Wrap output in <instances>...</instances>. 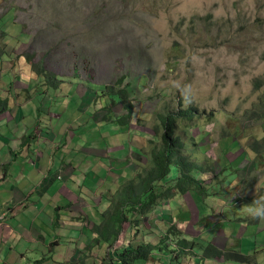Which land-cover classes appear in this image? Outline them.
Masks as SVG:
<instances>
[{
	"label": "rangeland",
	"instance_id": "1",
	"mask_svg": "<svg viewBox=\"0 0 264 264\" xmlns=\"http://www.w3.org/2000/svg\"><path fill=\"white\" fill-rule=\"evenodd\" d=\"M1 25H5V30L0 28V71L3 67V70L10 69L16 57L18 60L25 56L30 58V61L21 59L14 64L13 78L16 83L12 88V96L20 103L23 102L22 106L31 102L29 92L21 86L44 84L46 79L36 71L40 67L58 78L61 82L58 87L63 84L64 94H69L73 88L65 102L61 101V90L57 93L52 90V96L44 100L49 103L51 109L58 110L53 114L55 121L65 122L64 125L58 123L57 132L64 126L75 129H69L73 134L71 146L75 147L83 142L81 146L84 148L79 162L82 157L87 159L82 164L85 169L90 167V171L102 172L104 164L103 176H106L112 163L116 170L112 182H116L114 188L106 185L99 186L93 193L89 190L93 198H98L94 214L97 225L121 221L122 215L112 217L109 221L102 209L108 208L110 199L114 197L116 190H120V185L126 187L131 181L136 182L149 169L150 164H145V157L141 159L142 155L138 154L142 149L146 156H149L161 144H158V141L151 142L153 127L158 123L159 116L190 108L195 109L199 121L196 124L194 117L184 120L185 127L180 124L177 130L181 139L179 149L181 153L187 149L188 155L194 153L190 146L192 137H196L199 130H204L200 132L203 135L206 133L202 144L210 147L209 154H204L208 149L199 148V157H202L200 162L206 163L208 169L205 168L201 176L210 184L209 189L215 190L210 202L195 190L203 199L197 205H201L198 213L202 222L209 220L205 217H214L212 225L206 228L211 233L209 237L201 235L188 240L192 242L195 254H211L215 241L218 246L222 245L218 236L222 228L217 223L224 217L232 220V216L241 209L245 198L249 199L250 204H245L242 212L236 214L243 220H248V213L260 203L264 204V184L260 185L264 181V125L258 121L260 117L256 114L259 108H264V0H0ZM8 32L16 36L10 44H2V40L11 37ZM124 77L127 78L128 85L119 86L117 82ZM6 78L8 81L13 79L11 75ZM139 78L142 86L139 84ZM101 86L109 87L105 92L110 88L129 89L123 104L124 107H132V113L127 119L130 125H126V132L109 124L110 120L88 123L92 113L105 109L108 102L106 93L103 91V96L101 91L97 90H102ZM21 97L25 101L19 100ZM82 100H88V103L84 105ZM66 102L71 104L68 109H77L76 112L79 111L80 115L74 116L70 112L64 116L65 112L60 108L64 107ZM57 103L60 105L55 106ZM120 106L113 108L116 116L122 109ZM119 117L127 118L125 115ZM7 118L2 119L0 129H6L7 126L15 128L13 121ZM73 122H76V125L71 128ZM158 126L160 128L161 124ZM30 128L34 137L37 135L36 131L41 134L48 132L44 127H37L34 121L30 122ZM5 134L8 132L3 135ZM7 138L11 140L10 144L0 139L1 154L9 152V147H12L14 137L7 135ZM15 141L14 149L23 144V141ZM50 141L53 143L52 138ZM194 141L199 142L197 138ZM40 145L42 147L41 142ZM219 149L221 151H217ZM37 151L38 148H34V153ZM197 156L198 154L186 160H195ZM33 159L35 160V155ZM139 160L143 167L137 164ZM254 162L255 166L252 164ZM182 164L179 166V173L183 169ZM210 168L214 171L213 175L208 172ZM27 169L29 178L42 180L41 176L34 172L35 164L27 165ZM125 171L132 175L129 176V183L123 176ZM175 173L176 169L172 167L168 177L171 181V191L179 190V185L175 186L173 183ZM67 176L65 172L62 177ZM92 176L88 178L91 179ZM62 177H47L48 182L45 184L43 181L42 191L48 190L53 182L62 185L61 182L65 181ZM108 179L112 180V174ZM12 180L9 178L0 181V186L3 188ZM237 182H240L238 186ZM87 183H90L89 179ZM252 184H257V191L252 189ZM239 186L241 188L238 189ZM159 193L161 191L156 189L155 193L149 196L151 202H155V196L157 197L156 207L152 209L154 214L149 220L142 223L143 231L138 240L149 234L150 224H155V218L160 220V213L155 214L157 202L163 201ZM215 197L219 199L218 203L215 202ZM234 201L237 203L232 207L229 203ZM222 203L228 204L222 206ZM181 205L187 208L183 213L195 211L189 203ZM219 207L227 208H223V216ZM143 209L146 207H142ZM143 213L147 212L136 211L135 216L139 218ZM254 217H257L260 225L261 215L255 214ZM141 218L142 216L140 220ZM131 221L137 223L138 220L132 217ZM178 221L181 226L179 230H185L187 222L182 220L180 215ZM255 222L253 218L249 223L250 229L258 228L259 225H255ZM161 224L166 222L162 220ZM194 225L200 230V225ZM84 226L93 227L91 221L82 223V227ZM230 226L233 224L228 227ZM194 227H190V230ZM114 229L102 230L101 235L93 230L96 242L92 241L90 255L95 256L96 264H121L116 262L119 261L118 255L131 245L130 241L121 243L123 239L118 243L114 237L106 240V235H112L116 230ZM153 230L161 237L162 234L156 226ZM160 230L166 236L169 234L170 241L174 240L169 243L170 252L174 250L172 248L176 246L177 239H185L176 237L177 230L174 227L165 226L164 229L162 226ZM120 235L125 236V233L122 231ZM138 240L133 247L138 246ZM239 241H242L246 249H254L249 245H255V240L247 236V233ZM232 257L222 250L216 259L219 264L229 262L227 259H232L233 262L238 259L237 255ZM248 259L250 256L241 258Z\"/></svg>",
	"mask_w": 264,
	"mask_h": 264
},
{
	"label": "crops",
	"instance_id": "2",
	"mask_svg": "<svg viewBox=\"0 0 264 264\" xmlns=\"http://www.w3.org/2000/svg\"><path fill=\"white\" fill-rule=\"evenodd\" d=\"M1 73L4 76L0 79V125H2L3 118L9 117L7 119L13 121L15 128L12 129V127L7 126L6 129H0V139L2 141L6 140L10 144L11 140L7 138V135L14 137L12 147L8 149L9 152L4 154L0 153V181L9 180V178L13 179L3 188L0 186V216L3 217V221L0 222V264H96L97 259L94 255H90V252L93 246L92 241L96 242V235L93 236L92 232L97 225L94 214L98 198H93L89 190L93 193L99 186L106 187V185L114 188L116 182L112 183L114 181L109 180L108 177L112 171L115 172L116 170L112 167V163H110L111 167L108 168L109 172L106 176H103V171L105 170L104 164L102 166V172L95 173L90 171V167L85 169L82 164L87 159L82 157V161L79 162L80 154L83 152L82 148H84L81 146L83 142L75 147L71 146L73 134L70 131H75V129L64 126L60 127L61 129L58 132L54 130L56 126H59L58 123L61 122L55 121V118H53L54 115L51 113L54 109H51L49 103L44 102V97H39L38 99L37 95L32 97V87H34L32 85L21 86L26 88L31 98V102L22 106L23 102L20 103L16 97L12 96V92L14 91L12 88L16 83L13 71L10 69L1 70ZM7 75H11L12 78L14 77L12 81L7 80ZM36 85L41 86L38 91L45 88L42 86L43 84L39 83ZM61 91L63 92V89ZM43 94L47 93L45 92ZM34 98H36L35 101H33ZM19 100L25 101L22 97ZM58 105L60 104L57 103L55 106ZM18 107H22L23 109L19 110ZM72 110L67 109L64 116L72 112ZM15 114L16 117L14 118ZM2 115L4 116L2 117ZM79 115L77 114V116ZM31 121L36 122L37 127H44L48 132L41 134L36 131L37 135L34 137L30 128ZM61 124L64 125L65 122ZM75 125L76 122H73L70 127L72 128ZM18 127H22L20 133H18ZM9 130H13L14 133L9 132ZM4 132H8V134L3 135ZM51 138L53 143L50 141ZM15 139L19 140L20 143L23 141V144L19 145L21 148L19 146L16 149L13 148V144L16 142ZM40 142L42 143V147ZM1 147L0 145V152ZM200 147L208 149L204 154H209L210 145L206 147L201 144ZM34 148H38L36 153H34ZM217 151H221V149ZM198 152L197 159L195 158L190 163L202 158L199 157L201 152ZM52 153H54L53 157L50 158ZM34 155L36 156L35 160L33 159ZM29 164H35L34 172L41 176V181H35L27 176L29 172L27 165ZM252 164L255 166L256 162ZM197 165L192 173L194 176L196 173H199L198 180L203 182L207 189V195L204 197H206V201L210 202L213 199V195H215V190L214 188L212 190L209 189L208 185L210 184L201 176L203 173L200 170V164L197 163ZM206 166V163H203V168L207 169ZM118 167L122 168V166ZM65 172L68 174L67 178L62 177ZM208 172L213 175L214 171L211 169ZM126 173L130 172L125 171ZM52 176L54 178L62 177L65 181L61 182L62 185L53 182L50 184L48 190L42 191L43 184H47L48 182L47 177ZM88 176H92V178L90 179ZM252 176L254 175L252 174ZM124 177L126 182L129 183L128 180H131L129 176ZM83 178L84 182H82ZM79 179L81 182H77ZM88 179L90 183H87ZM71 183L72 187H70ZM262 184H264V181L260 185ZM250 186H253L252 189L257 191V184ZM119 187L123 188L124 185L122 184ZM239 188L241 187L239 186ZM188 192H195V190H188ZM68 194L69 197H67ZM200 195L203 196L202 194ZM117 199L118 197L114 194V197L109 201L108 208L102 209V211L105 213L112 212L113 208H111L110 203L114 205ZM196 200H199V203L203 201L197 193L194 198L187 197L186 195L181 198L176 197L171 201L169 209L165 210L170 213V222L176 227L177 238L183 237L189 240L190 238H196L201 235L203 237H209L211 235L210 232L202 228L198 230L194 227L190 230V227H192L189 226L190 222L198 226L200 225L199 221H203L198 216L190 217L186 221L187 228L183 231L179 230L181 228L180 225L177 226L175 224L178 221V216L172 214L175 208L177 211L186 210L187 208L181 204L189 203L196 211L198 205V203H195ZM161 202H157L156 215H158V209H161L159 207ZM150 203H152L151 200ZM167 204L166 202L165 205ZM99 206L101 207L100 203ZM150 208H152V205ZM80 210H83V212ZM152 214L154 213L151 210V212L143 213L139 217L142 216L141 221H147ZM205 218L206 220L209 218L208 221L203 222L206 224L214 220V217L211 218V216ZM75 221H80L81 223H75ZM89 221L92 222V228L82 227V223ZM55 222L58 223L56 224ZM165 225L170 227L169 223ZM141 228V225H137L135 231L139 232ZM87 229L90 230L88 231ZM150 229L152 228L150 227ZM159 232L162 234L161 237L157 238L155 234L146 235L142 237L143 240L141 238L137 243L138 245L152 246H156L157 244H161L162 246L166 245L165 248L168 254L156 253L157 255L155 254L151 260L143 262L142 264H219L216 256L222 250L225 254L237 253L242 256H250V259L241 260L239 258L234 262L232 259H227L229 262H223L221 264H264V251H258L259 248H264V213L261 216L260 225L256 229L249 228L246 230L244 227H234L232 230H226V233H222L221 238H225V245L224 242H222L221 246L216 244L217 247H214L209 255L195 254L193 244L189 241L178 243L172 248L174 250L170 252L168 249L171 246L169 244V234L167 233L166 236L160 229ZM246 233L247 236L251 235L255 240V245H249L254 248L251 251L242 245V241H239ZM129 236L133 238L134 234L131 233ZM179 241L180 239L176 240V242ZM222 247L224 248L220 249ZM159 251L161 252L160 249Z\"/></svg>",
	"mask_w": 264,
	"mask_h": 264
},
{
	"label": "trees",
	"instance_id": "3",
	"mask_svg": "<svg viewBox=\"0 0 264 264\" xmlns=\"http://www.w3.org/2000/svg\"><path fill=\"white\" fill-rule=\"evenodd\" d=\"M0 28L2 31H4L5 25H1ZM28 60L30 61V58H28ZM36 71H38L39 75L42 78L46 79L47 84L45 85V88L47 90L44 88L38 91L41 88V86L35 85L34 87H32V97L37 95V99H38L39 97H41L42 93H45V92L47 93V95L52 96V91L50 90L49 86L54 89L58 85V83H56V80L53 77L51 78V74L46 73L42 67H40L39 69H36ZM126 79L127 78L124 77L121 81H118L117 82L118 85L119 86L122 84L128 85L126 84L128 82V80ZM140 83L141 81L139 82V84ZM105 89H108V88H103L101 90L102 94L105 92L104 91ZM124 89L125 88L114 90V88H110L108 92H105L106 95H108L106 97L109 98L108 100L109 103H106V105L109 104L112 108L116 104L117 106L121 105L120 106V109L122 108L121 111L122 110L125 111V112L124 111L122 112L121 116H124V115L129 116L132 111V107L130 105L125 106V107L123 106L124 101L126 97L128 96V92L123 91ZM99 98L100 96L98 97V99ZM44 99L47 100V97L44 96ZM194 110H195L194 108H190V111H185L184 109L181 111H177L176 113H170L164 116H159L158 122L161 124V126L160 128L158 124L154 126L153 128L154 138H152L151 142L158 141L159 142L158 144H160L161 142V147L159 150L157 149L153 150L148 160L145 159V161H147L145 164H150L149 169L146 171V173L140 176L136 182H132L131 183L132 186L129 184L128 186L124 188H120V190L117 193L118 199L115 201L113 205L112 213H110L112 215L108 217L109 221H110L111 216L115 218V216L119 213L117 207L122 206V205H127V207H129L128 208L129 215H127L129 217L131 215L135 216L136 211L138 213H142L144 211L151 212L149 211L151 205L147 203L146 199L149 198L150 200H152L149 196H151L152 193H154L155 188L159 186L160 184H162L163 181L167 182V178L169 177L172 167L176 169V176L174 180H175L176 186L179 185V191L183 192V191L194 189L200 193V191L203 190L204 192L202 195L203 196L207 195V189L205 188L204 184L202 185V183H199L201 181L197 180L194 174L192 173L193 170L198 165L196 163L193 164V163H190L189 161H186L187 157L185 158L181 156L180 149H179L181 145V141L178 137L177 129H176L178 126H180L178 122H181V124L184 126L185 123L183 124L182 122H185L184 120L192 119L193 115H195L193 112ZM257 113L261 115L259 120L264 118V108L263 107L259 108ZM93 116L94 117L99 116L97 118H100L101 120L105 119L106 117L105 109L95 112ZM127 119L128 117L125 119L116 120L115 124L119 125V127L121 128H125L126 125H130V121H127ZM57 127L58 126H56L54 130L57 131ZM21 131H22V127H18V133H20ZM201 131L202 129L199 130V133L196 135V138L199 140V143L196 141L197 142L196 144L199 147L202 144V142L205 140L203 137L199 138ZM9 132L14 133L13 130H9ZM99 144H100V141H99ZM19 148H21V146H19ZM142 154H143V150L140 149V153L138 155L141 156ZM141 157H142L141 159L144 158L143 155ZM179 158H181L182 160L181 159L179 160ZM181 163H183L182 164L183 169L179 173V166H181ZM137 164H141V162ZM121 195H123L124 197ZM145 202L146 204H144L143 207L145 206L146 209H143V211H140L139 208L142 209V207H139V205ZM121 215L123 216L121 217V221L115 220L114 222H110L109 224H106V225H97V228H94L96 233L99 232L98 235H101L102 230L114 229L115 227L116 229V230L114 229L115 231L113 232L110 231L112 232V235L110 234L106 235L105 239L110 240L112 237H114V240L117 241L122 231L123 224L126 223L127 221L130 223V220H127L125 213L119 214V216ZM136 236L137 234L134 235V238ZM159 249H161V246H156V247H153L152 245H142L138 247L131 246L127 250H123L121 254L118 255L119 262L121 264H138L141 261L146 262L147 260L152 259L153 258L152 256L155 253L160 252Z\"/></svg>",
	"mask_w": 264,
	"mask_h": 264
},
{
	"label": "clouds",
	"instance_id": "4",
	"mask_svg": "<svg viewBox=\"0 0 264 264\" xmlns=\"http://www.w3.org/2000/svg\"><path fill=\"white\" fill-rule=\"evenodd\" d=\"M9 33V32H8ZM5 34H7V32L5 33ZM5 34H3V36L5 35ZM9 35L11 36V37H8V38H6L5 40H2V44H4V43H9L10 44V42H13V38H14V36H16V34L15 35H13L12 33H9ZM15 41V40H14ZM9 44H7V45H9ZM27 58V59H26ZM21 59H23V60H28V57H21L19 60H18V57H16L15 59H14V61H13V65H12V67L10 68V69H12V68H14L15 69V67H14V64H16L17 62H19ZM2 60V59H1ZM25 60V61H26ZM3 61V60H2ZM8 62H11V61H9L8 60ZM6 63V62H5ZM0 66H2V64L0 63ZM4 76V75H3ZM3 76H1V74H0V79H2L3 78ZM54 78L56 81H58V85L59 84H61V82L58 80V78H55L54 76H52L51 75V78ZM139 80L141 81V78H139ZM2 83H4V82H2ZM136 82H133V84H135ZM58 85L53 89V88H51L50 86H49V88H50V90L52 91H54L55 93H57V91H59V90H62L63 89V84L62 85H60L59 87H58ZM89 85H90V83H89ZM35 86V85H34ZM140 86H142V84L140 83ZM102 87V89L103 88H109V87H105V86H101ZM72 90H73V88H72ZM72 90L70 91V93L69 94H64L62 91H61V94H60V97L62 98V102H65L66 100H67V98H68V96L72 93ZM89 90V89H88ZM98 91H101L100 89H97ZM89 91H91V90H89ZM123 91H125V92H128L129 91V89H127V88H125ZM102 92V91H101ZM87 93V92H86ZM45 97H47V100L49 99V95H47V94H43ZM85 95V94H84ZM106 96H108V95H106ZM96 97V96H95ZM106 99H108L109 100V98L108 97H106ZM83 102H84V105L86 104V103H88V100H82ZM106 103H109V101L108 102H106ZM117 105V104H116ZM115 105V106H116ZM71 106V104H69V103H65V106L63 107V108H60L61 110H62V112H66V110L68 109V107H70ZM78 108H80V107H78ZM114 108V107H113ZM113 108L108 104V105H105V113H106V117H105V119H103L104 121H108V120H110V122H111V124H113L114 125V127H116V129H118L119 128V125H116L115 124V121L116 120H119V119H125V117H118V116H116L115 114H114V112H113ZM76 110L77 109H73L72 110V113H73V115L75 116L76 114H80V112L78 111V112H76ZM58 111V110H57ZM57 111H55V110H53V112H51V113H56ZM97 111H99V110H96V112ZM95 112H93L92 113V116H93V114H94ZM131 113H132V111H131ZM130 113V114H131ZM256 114H258L257 112H256ZM258 116L260 117L261 115H259L258 114ZM128 117V116H127ZM99 121H101V119L100 120H98V118L97 117H91L90 118V120L88 121V123H97V122H99ZM262 125H264V123H263V119H261V120H258ZM202 128V127H201ZM77 129V128H76ZM202 131H204L203 129H202ZM200 135H202V137L205 139L206 137H205V135H206V133H204V135H203V133H201ZM123 137V135H121V138ZM194 139H196V137H192V140H193V142H192V144H190V146H192V151H194V153H192V154H186V151L187 150H183L182 151V153H181V156H183V157H187V159L189 158V157H194V156H196L197 154H198V151H199V148H201V147H199V146H197V144H196V141H194ZM120 141H122V140H120ZM154 143H156V141H154ZM199 143V142H198ZM160 147H161V144L157 147V150H159L160 149ZM185 147H186V145H185ZM194 163H199L200 164V170H201V172L202 171H205L204 169L205 168H203V164L200 162V160H196V161H194L193 162V164ZM112 175L114 174V171H112V173H111ZM118 174H120V173H118ZM123 175V174H122ZM115 176V175H114ZM114 176H112V180H113V178H114ZM124 176H132L130 173H126V174H124ZM200 176V175H199ZM199 176H198V173H196V175H195V177H196V179L198 180V178H199ZM171 181H169L168 180V182L166 183V182H164L163 181V183L162 184H160L159 186H157V189H159V191H161V193H159L161 196H162V198H163V203H161L160 205H159V207L161 208L160 209V211H159V213H160V220L159 221H157L156 220V218H155V224H150V227L152 228V229H149L148 231V233L149 234H147V235H152V234H155L156 235V237L158 238V237H160V236H158L157 234H156V232H154V230H153V227L154 226H156V228H157V230L159 231V229H160V227H162L163 225V227H164V229H165V226H167V225H165V224H161V221L162 220H164V222H166V223H169L170 224V227L169 226H167V228H171V227H174L175 229H176V227L172 224V222H170L171 220H170V213H168V214H166V211L165 210H168L169 209V207H170V203H171V201H173L174 200V198H176V197H178V198H181V197H183L184 195H186L187 197H190V198H194L195 196H196V193L195 192H188V191H183V192H181V191H179V190H174V191H171L170 189H171V183H170ZM199 183H202V185H203V182H199ZM240 182H237V186H238V184H239ZM131 185V184H130ZM132 186V185H131ZM198 188V187H197ZM174 192H176L175 194H174ZM203 190L202 191H200V194H203ZM121 196H123V195H121ZM124 197V196H123ZM127 197H128V195H127ZM165 198V199H164ZM201 198V197H200ZM155 199H157V197L155 196ZM220 200H222V199H220ZM146 201H147V203L148 204H150V205H152V206H154V207H152V208H150L149 209V211H151L153 208H155L156 207V200H155V202H152V203H150L149 201H150V199L148 198V199H146ZM218 201H219V199L217 198V197H215V202H217L218 203ZM168 203L167 205H165V203ZM200 201L199 200H196L195 201V203H199ZM237 202H235L234 201V203H229L232 207L234 206V204H236ZM145 203H142L141 205H139V207H143V205H144ZM224 204H228V203H224ZM224 204L222 203V206H224ZM245 204H250V202H249V199L248 198H245V200H244V202L241 204V209L239 210V211H237L235 214H234V216H232V220H227V218H222V220L221 221H219L217 224L219 225V227L220 228H222V231H220L219 233H218V236H219V239H221L222 240V242H224V245H225V238L224 239H222L221 238V234L222 233H226V230H232L234 227H244L246 230L247 229H249L250 228V226H249V223L253 220V218H255V225H259V222H258V220H257V217H254V215L255 214H259V215H261L262 216V214L264 213V204L263 203H260L259 204V206L256 208V209H253V211L252 212H249L248 213V220H243V218H241V217H238V216H236V214H238V213H240V212H242V207L245 205ZM110 205H111V208H113V205L110 203ZM162 206V207H161ZM246 206V205H245ZM201 207V205L199 206V207H197L196 208V211H194V212H190V213H183V211L184 210H180V211H177V209L175 208V210L173 211V215H177V216H181V218H182V220H185V222L187 221V220H189V218L190 217H194V216H198V217H200V214L198 213V210H199V208ZM118 208V211H119V213L116 215V216H119V214H123V213H125L126 214V217H127V220H128V218H129V220H130V223L129 222H126V224H124L123 226H122V231L125 233V236H122V235H120L119 237H118V239H117V241L119 242V241H121V239H123L122 240V242L121 243H123V242H125V241H127V243H128V241H130L131 242V245H128L124 250H127L128 248H130L133 244H135L136 243V241L138 240V236H139V234H141L142 233V229H141V231H139V232H136L135 231V227L137 226V225H141L142 226V223L143 222H147V221H141L140 220V217L138 218V217H136V216H133V215H131L130 217L129 216H127V215H129V213H128V208L129 207H127V205H122V206H118L117 207ZM220 208V207H219ZM224 208V210L225 209H227V208H225V207H223ZM223 208L221 209V210H219V211H221V216H223ZM139 210L140 211H143L142 209H140L139 208ZM257 211V212H256ZM103 213H105V212H103ZM105 214H108V213H105ZM110 215H112V214H108V215H106V217H109ZM132 217H134L135 218V220H138L137 221V223H132V221H131V218ZM234 217H236V218H234ZM111 218H112V216H111ZM153 218V217H152ZM3 221V217L2 216H0V222H2ZM213 222V221H212ZM212 222H209V223H207V225L205 226V223H203V222H200L199 221V223H200V225H201V228L202 229H205L206 230V228L207 227H209V226H211L212 225ZM56 224L58 223V222H55ZM177 223V226H179L180 224H179V221H177L176 222ZM231 224H233V226H230V227H228L229 225H231ZM189 226H192V227H194L195 225L193 224V222H190L189 223ZM188 226V227H189ZM203 226V227H202ZM121 231V232H122ZM137 234V236L134 238H130L129 237V234ZM248 236H251V235H248ZM252 237V236H251ZM130 238V240H128ZM218 238V237H217ZM174 241V240H173ZM173 241H170V242H173ZM186 241H188L187 239H184V240H180L179 242H176L175 241V244L177 245L178 243H180V242H186ZM138 246H142V245H138ZM137 246V247H138ZM156 246H161V252H157V254H161V253H164V254H168V252H167V250H166V248H165V246H162V245H159V244H157ZM156 246H153V247H156ZM214 247H217L216 246V241H215V243H214ZM162 250H163V252H162ZM258 251H261V252H263L264 251V248H259L258 249ZM156 254V253H155ZM154 254V255H155ZM156 254V255H157ZM154 255L152 256V257H154ZM227 255V254H226ZM228 255L231 257V256H238V259L239 258H242V255H240V254H237V253H228ZM232 257V258H233ZM119 259V258H118ZM151 260V259H150ZM114 261H116V260H114ZM147 261H149V260H147ZM116 262H119V261H116ZM141 262H144V261H141ZM141 262H139L138 264H141Z\"/></svg>",
	"mask_w": 264,
	"mask_h": 264
},
{
	"label": "bare ground",
	"instance_id": "5",
	"mask_svg": "<svg viewBox=\"0 0 264 264\" xmlns=\"http://www.w3.org/2000/svg\"><path fill=\"white\" fill-rule=\"evenodd\" d=\"M3 68H4V67H3ZM3 68H2L1 70H3ZM10 70L13 71L12 69H10ZM37 74H39L38 71H37ZM46 84H47V82L45 81V83H44L42 86L45 87ZM185 111H190V109H187V110H185ZM122 112H123V111L118 112V116H121V115H122ZM193 112H194L195 115H193L192 118L196 117L195 121H196V124H198L199 117L196 116V112H195V111H193ZM168 114H170V113H168ZM101 121H104V120H101ZM178 123H179V125L181 124V122H178ZM109 124H111V122H110ZM157 124H159V122H158ZM157 124H156V125H157ZM183 124H184V122H183ZM156 125H154V126H156ZM187 126H188V125H187ZM183 127H185V124H184ZM197 127H199V126H197ZM153 128H154V127H153ZM179 128H180V126H178L176 129L178 130ZM118 129H122L124 132H126V127H125V128H121V127H119ZM182 133H183V132H182ZM120 134L123 135V132L121 131ZM124 134H125V133H124ZM177 134H178V133H177ZM185 134H186V132H185ZM186 135H187V134H186ZM178 137H179V139H180V134H178ZM184 137H185V135H184ZM152 138H154V135H152ZM200 138H201V137H200ZM180 140H181V139H180ZM186 150H187V149H186ZM180 153H181V151H180ZM180 153H179V154H180ZM142 155H143V157H145V159H147V160H148V158L150 157V155H149V156H148V155L146 156V154H145L144 151H143V154H142ZM147 157H148V158H147ZM180 159H181V158H179V160H180ZM181 160H182V159H181ZM186 161H189V162H190V161H193V160H186ZM146 162H147V161H145V163H146ZM139 163H140V162H139ZM140 166L143 167L142 164H140ZM142 167H141V169H143ZM175 176H176V173H175V175H174V177H173V182H174V184L176 185L175 180H174ZM167 182H168V178H167ZM167 182H166V183H167ZM131 183H132V181H131ZM131 183H130V184H131ZM127 186H128V185H127ZM156 189H157V187L155 188V190H156ZM155 190H154V193H155ZM118 191H119V190H116V191H115V195H116V197H117V193H118ZM112 210H113V209H112Z\"/></svg>",
	"mask_w": 264,
	"mask_h": 264
}]
</instances>
